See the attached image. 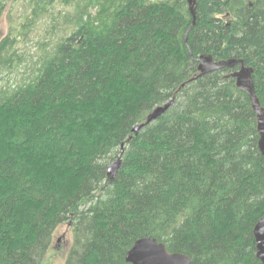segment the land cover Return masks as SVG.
<instances>
[{
  "label": "trees",
  "instance_id": "obj_1",
  "mask_svg": "<svg viewBox=\"0 0 264 264\" xmlns=\"http://www.w3.org/2000/svg\"><path fill=\"white\" fill-rule=\"evenodd\" d=\"M57 3L62 35L38 44L29 78L0 86V264H43L65 224L66 264H130L147 237L192 264H263L257 114L239 66L198 67L244 60L264 108V0H198L195 19L187 0H29L23 31L0 41V84Z\"/></svg>",
  "mask_w": 264,
  "mask_h": 264
},
{
  "label": "water",
  "instance_id": "obj_2",
  "mask_svg": "<svg viewBox=\"0 0 264 264\" xmlns=\"http://www.w3.org/2000/svg\"><path fill=\"white\" fill-rule=\"evenodd\" d=\"M187 1L190 12L195 19L198 0ZM238 66L239 69L234 72L232 76L236 79L238 88L246 92L251 99L253 110L258 118V132L260 135L259 149L264 155V108L256 95L253 80L254 69L248 66V64L242 59L215 61L212 57L205 55L199 59V76L207 75L226 68L233 69ZM174 102L175 100L172 99L165 105L157 107L149 116L147 124L158 120L169 110ZM143 127L144 125L136 126L134 132H139ZM123 156L124 145L121 155L108 169L111 178H114L118 174L122 166ZM254 235L256 239L257 258L264 264V218L257 224L254 230ZM126 261L130 264H192V260L188 255L170 252L164 243L151 237L137 240L134 246L128 251Z\"/></svg>",
  "mask_w": 264,
  "mask_h": 264
},
{
  "label": "rangeland",
  "instance_id": "obj_3",
  "mask_svg": "<svg viewBox=\"0 0 264 264\" xmlns=\"http://www.w3.org/2000/svg\"><path fill=\"white\" fill-rule=\"evenodd\" d=\"M6 3V8L0 14V41L6 37L14 29V33L19 35L20 26L22 25L21 17L26 13L29 7V0H9ZM62 4H54V10L45 15L34 26L30 34V38H18L17 51L22 54L24 61L16 66L12 73H5L4 79L0 86L17 85L23 82V79L29 78L33 73V65L38 61L41 54L38 44L45 42L50 43L55 41L57 35L67 27L65 13L61 15V10L64 7ZM11 15L12 20L11 21ZM57 20H54V18ZM73 241L72 229L69 224L61 226L55 233L53 244L49 250L43 264H66L67 256Z\"/></svg>",
  "mask_w": 264,
  "mask_h": 264
}]
</instances>
